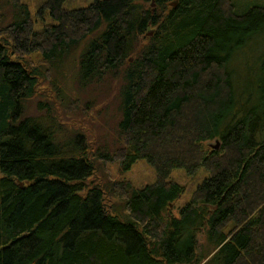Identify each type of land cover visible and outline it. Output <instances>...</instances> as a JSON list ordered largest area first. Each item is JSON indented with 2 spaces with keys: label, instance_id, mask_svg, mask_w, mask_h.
<instances>
[{
  "label": "trees",
  "instance_id": "1",
  "mask_svg": "<svg viewBox=\"0 0 264 264\" xmlns=\"http://www.w3.org/2000/svg\"><path fill=\"white\" fill-rule=\"evenodd\" d=\"M64 3L44 0L35 28L26 2L0 0V264H264V0ZM68 64L81 90L119 79L117 147L47 103L25 115L44 69L68 101ZM140 160L150 184L89 181ZM174 170L206 174L177 215Z\"/></svg>",
  "mask_w": 264,
  "mask_h": 264
},
{
  "label": "rangeland",
  "instance_id": "2",
  "mask_svg": "<svg viewBox=\"0 0 264 264\" xmlns=\"http://www.w3.org/2000/svg\"><path fill=\"white\" fill-rule=\"evenodd\" d=\"M26 2L34 22L35 28H41L51 23L48 12L43 13L41 20L39 13L40 6L44 0H20ZM91 0H65L64 6L68 9L80 6H86ZM232 1V0H231ZM238 3L242 0H233ZM2 7V6H1ZM151 7H154L152 5ZM5 12V7L0 8V13ZM3 25V22L0 23ZM5 25V24H4ZM31 66H37L40 63L39 54L34 53L27 57ZM44 68V66H42ZM73 65L68 64L62 71V78L59 85L68 96L66 103H60L55 99L53 89L50 86L52 75L44 69V76L39 79L35 95L28 99L25 104V115L27 116H45V110L40 108V103H47L49 107L56 110L58 120L64 130L76 131L84 135L86 141L93 148L107 144L109 147H117L116 123L118 121L117 113V90L119 79L107 78L101 85L95 88L89 87L81 90L73 80ZM66 101V100H65ZM55 114V113H54ZM67 132V131H66ZM215 145L211 142L206 148ZM205 172L199 171L195 175H187L183 170H174L170 174V179L176 181L183 187V193L170 206L169 211L177 215V209L185 204L191 197L196 185L203 179ZM155 180V173L145 161L140 160L131 166L130 170L120 173L118 164L96 163V171L89 179L94 185H103L108 189L115 187L118 181H128L135 188L150 184ZM107 201L116 206L121 204L119 199L112 196H106ZM229 227V226H228ZM231 226L228 228L230 229ZM199 244H202L200 237Z\"/></svg>",
  "mask_w": 264,
  "mask_h": 264
},
{
  "label": "water",
  "instance_id": "3",
  "mask_svg": "<svg viewBox=\"0 0 264 264\" xmlns=\"http://www.w3.org/2000/svg\"><path fill=\"white\" fill-rule=\"evenodd\" d=\"M152 5H154L153 1H152V3H151V6H152ZM172 5H173V4H172ZM150 34H151V33H148V35H150ZM217 146H218V143H216L215 145H213L214 148H217Z\"/></svg>",
  "mask_w": 264,
  "mask_h": 264
}]
</instances>
